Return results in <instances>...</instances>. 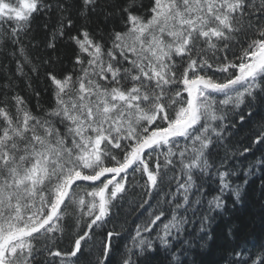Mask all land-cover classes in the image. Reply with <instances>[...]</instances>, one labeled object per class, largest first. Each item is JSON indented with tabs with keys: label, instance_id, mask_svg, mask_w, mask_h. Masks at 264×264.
I'll return each mask as SVG.
<instances>
[{
	"label": "snow or ice",
	"instance_id": "obj_1",
	"mask_svg": "<svg viewBox=\"0 0 264 264\" xmlns=\"http://www.w3.org/2000/svg\"><path fill=\"white\" fill-rule=\"evenodd\" d=\"M98 4L79 0L80 14L87 18ZM72 7L71 0H0V43L19 57L17 76L27 79L26 65L39 75L24 44L38 13L56 17L44 25L46 47L67 37L71 51V70L45 72L47 107L33 90V109L12 79L0 86V264H78L137 176L149 199L131 202L129 214L149 215L120 264H151L156 242L170 251L187 213L202 204L198 180L216 167L229 112L239 129L264 110V0H126L117 6L121 27L102 35L83 26L70 34ZM251 140L264 147V117ZM228 174L216 170L221 192L230 189ZM231 191L239 202L240 188ZM153 194L167 208L154 206ZM208 203L223 207L219 195ZM114 236L115 228L104 233L94 264H111ZM233 255L229 264H264V244ZM171 258L182 264L176 252Z\"/></svg>",
	"mask_w": 264,
	"mask_h": 264
},
{
	"label": "trees",
	"instance_id": "obj_2",
	"mask_svg": "<svg viewBox=\"0 0 264 264\" xmlns=\"http://www.w3.org/2000/svg\"><path fill=\"white\" fill-rule=\"evenodd\" d=\"M15 2V0H11ZM126 0H99L97 11L90 14L87 18L82 16L79 11V0H71L73 7L72 20L73 28L70 34L74 35L82 26L92 30L96 35H102L112 28L121 27L117 6L123 5ZM140 2V0H138ZM147 5L149 0H142ZM106 12L112 13L107 16ZM55 14L49 21L48 14L38 13L31 22L30 40L25 39L26 52L32 61L39 65V75L31 71V66L26 65L27 79L17 76L16 59L12 55V45L7 48L0 43V86L12 79L16 89L30 101L33 109L37 108V97L34 91L40 93L39 104L47 107L51 103L50 90L46 88V71H56L62 74L66 69L71 70L69 57L70 48L67 46V37L57 43L56 48L49 49L46 47L49 37V30H45V23L54 24ZM35 45V46H34ZM51 59L52 63L47 64L44 61ZM31 80L32 88L27 86V80ZM245 109V115H247ZM264 117V110H261L252 117L248 123L242 127L231 126L232 114L229 112L227 126L231 131L224 132V144L215 149L219 155L216 157V167L211 169L212 175L202 176L198 184H203L201 190L204 199L201 205L197 206L195 212L187 213L188 223L179 240H173V247L170 251H165L156 242L157 251L152 254L151 264H175L172 261V253L179 255L182 264H229V261L235 259L233 250L239 252L255 250L261 244H264V165L257 164L256 161L264 159V147L252 144V134L258 130V124ZM240 122L237 120V124ZM251 146V151L241 155L244 147ZM225 147L227 148V160L225 166L220 168L219 160L225 156ZM217 168L221 171H228L226 177L230 189L220 190V182L215 175ZM171 175V173L169 174ZM131 180L132 177H129ZM139 180L137 176L136 181ZM133 181L129 192L124 201H118L117 207L112 210L110 222L104 230L95 229L84 247L83 253L79 255L78 264H94L98 251L104 241V233L113 228L119 233L112 239V257L111 264H120L121 258L128 255V249L132 248L131 236L135 235L138 225H142L147 219L149 213L145 212L140 219H137L142 209L129 214V204L131 202L139 203L141 199L148 200L140 183ZM239 187L241 190V199L236 201L232 195L231 189ZM167 191V188L164 189ZM220 196L223 207L209 209L208 201L215 196ZM163 196L153 194L151 203L155 206L160 202V206L167 208L162 203ZM121 204L123 205L121 207ZM171 213L168 212L170 218ZM207 216L208 221L204 222L205 231L201 232L203 217ZM74 228L72 232L66 233L60 247L68 249L69 241L74 237ZM156 231H159L157 228ZM156 231L151 233L154 238ZM148 236V233H144ZM203 237V240H201ZM188 241V244H184ZM183 248V251L181 249ZM135 257L133 260L135 261Z\"/></svg>",
	"mask_w": 264,
	"mask_h": 264
}]
</instances>
